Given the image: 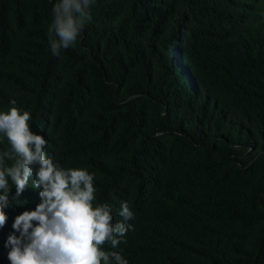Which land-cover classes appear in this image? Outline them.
I'll list each match as a JSON object with an SVG mask.
<instances>
[{
  "label": "trees",
  "instance_id": "16d2710c",
  "mask_svg": "<svg viewBox=\"0 0 264 264\" xmlns=\"http://www.w3.org/2000/svg\"><path fill=\"white\" fill-rule=\"evenodd\" d=\"M56 2L0 0V111L94 173L113 222L129 203V264H264V0H96L54 56ZM38 199L30 182L8 210L0 264Z\"/></svg>",
  "mask_w": 264,
  "mask_h": 264
},
{
  "label": "clouds",
  "instance_id": "9594fccd",
  "mask_svg": "<svg viewBox=\"0 0 264 264\" xmlns=\"http://www.w3.org/2000/svg\"><path fill=\"white\" fill-rule=\"evenodd\" d=\"M95 2L57 0L47 32L52 55L77 43ZM16 103L11 99L9 108L0 111V136L9 145L0 150V232L8 226V210L30 182L39 199L12 217L11 231L3 241L9 264H129L118 250L134 228L127 223L134 219L129 203L121 201L122 219L113 222L108 204L94 203L95 174L59 166L45 150V137L32 131L31 112Z\"/></svg>",
  "mask_w": 264,
  "mask_h": 264
}]
</instances>
